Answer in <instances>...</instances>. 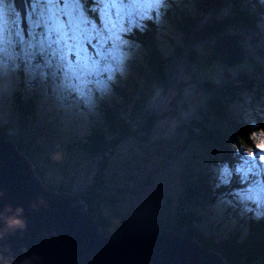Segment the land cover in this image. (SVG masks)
I'll list each match as a JSON object with an SVG mask.
<instances>
[{
  "label": "trees",
  "instance_id": "16d2710c",
  "mask_svg": "<svg viewBox=\"0 0 264 264\" xmlns=\"http://www.w3.org/2000/svg\"><path fill=\"white\" fill-rule=\"evenodd\" d=\"M232 33L252 38L249 48L254 49L262 75L253 78L241 71L226 80L218 72L210 83L204 82L194 67L201 48L213 36ZM129 39L140 47L127 63V75L117 77L110 98L98 99L92 111H69L50 102L46 87L29 90L21 80L13 95L0 97L4 106L0 133L31 164L41 186L77 197L103 234L115 236L128 226L154 225L216 252L226 264H264V220L241 219L231 209L221 210L211 186V165L217 158H230L233 141L253 143L248 134L255 129L232 107L243 95H251L254 102L264 96V4L260 0L170 2L159 26L149 24L143 34L136 32ZM186 86L198 102L194 116L180 128L190 141L182 146L169 139L160 152L192 154H186L190 161L184 164L175 212L167 208L162 217L160 208L140 206V195L153 174L166 165L155 149L157 124L165 116L156 115L151 105L156 95L172 94L174 102L181 101ZM252 109L258 127H264V110L259 116ZM191 142L194 145L185 149ZM122 147L143 152L122 161ZM198 150L205 154L204 164L194 163ZM57 153L60 158L53 159ZM70 162L74 164L67 167ZM57 163L65 164L57 167L64 181L52 184L44 178V165ZM81 164L95 166L84 191L67 182L78 176ZM133 200L132 208L121 205Z\"/></svg>",
  "mask_w": 264,
  "mask_h": 264
},
{
  "label": "clouds",
  "instance_id": "9594fccd",
  "mask_svg": "<svg viewBox=\"0 0 264 264\" xmlns=\"http://www.w3.org/2000/svg\"><path fill=\"white\" fill-rule=\"evenodd\" d=\"M264 4V0H260ZM169 0H0V97L24 87L47 88L61 108L92 111L123 77L139 44L129 39L159 26ZM247 143L236 139L229 159L211 165L217 207L264 220V127L250 125ZM59 153L53 159H59ZM3 194L0 193V196ZM23 209L0 211V238L23 230ZM39 257H24L34 264ZM0 264L9 261L0 257Z\"/></svg>",
  "mask_w": 264,
  "mask_h": 264
},
{
  "label": "water",
  "instance_id": "95a60500",
  "mask_svg": "<svg viewBox=\"0 0 264 264\" xmlns=\"http://www.w3.org/2000/svg\"><path fill=\"white\" fill-rule=\"evenodd\" d=\"M248 46L241 34L213 36L201 48L195 70L206 83L218 72L226 80L241 71L261 76L263 68ZM0 193V211L20 207L25 223L22 231H6L0 238V257L9 264L32 255L39 257L34 264H226L216 252L154 225L103 234L77 197L41 186L31 164L1 133Z\"/></svg>",
  "mask_w": 264,
  "mask_h": 264
},
{
  "label": "rangeland",
  "instance_id": "374dc122",
  "mask_svg": "<svg viewBox=\"0 0 264 264\" xmlns=\"http://www.w3.org/2000/svg\"><path fill=\"white\" fill-rule=\"evenodd\" d=\"M177 1L180 2V0H176V2ZM137 53L138 51H134L132 56H134V54ZM128 69L129 66L127 64L124 77L127 75ZM22 85L24 86V84ZM41 87L43 88V86ZM16 89H19L18 84L16 86ZM111 96L112 93L105 97L108 99ZM172 98H173L172 94H168L165 96L156 95L152 100L151 106L155 111V114L158 116H165V118L157 124L156 136H155L156 137L155 149L158 155L162 157V159H164L163 162L166 163V165H164V169L160 168V170L157 173L153 174L151 178L152 181L148 185V188L145 189L146 191L140 195V199L142 203L140 206L141 207L145 206L146 209H151L152 207L155 209L160 208L161 209L160 213L162 217H164L167 208H170V210L167 211L175 212V209L177 207V200L181 191L180 190L181 184L183 183L181 176H182L183 168H185L184 164L190 161L187 160L186 154H192V153H190V151H187L186 154L185 153L183 154L179 150V151H174L172 153L164 154L163 152L160 151L166 148L164 143H168L169 139H174L178 143H181L180 145L182 146L184 144H188V141H190V137H187L186 132L182 131L180 128L183 127V123H186V121L189 120L190 117L194 116L195 108L197 107V106L195 107V105L198 104L197 101H194V99L197 98V96L194 94V91L189 86L184 87L183 97L181 101L174 102ZM241 98L242 99L238 101L239 103H235L234 106L232 107L233 111H235L236 114L241 113L243 115V118L249 121V125H252V123L255 122L256 126L258 127L256 118L255 116H253L252 107L255 108L254 111L258 110L259 116H261L263 114L262 110H264V96L262 97L261 102H254L252 100L251 95H243ZM52 101L53 98L51 96L50 102ZM0 107H4L2 105V102H0ZM65 109L71 111V108H65ZM173 113L174 114L176 113V115L174 116V118H171L170 116L173 115ZM80 119H83V117L81 116ZM191 143L192 144L187 146L185 149L194 145L193 142ZM142 152L143 149H139L136 147H131V148L122 147L121 148L122 161H127L128 159H131L130 156L134 153L137 156H139L140 154H142ZM198 154H200V156L197 158L194 157V163L204 164L206 160L201 159V157L205 155L204 152L201 153L198 150ZM209 156H211V153L209 154ZM168 157H171L172 159L167 161ZM73 164H74L73 162H70V164H68L67 167H69L70 165L72 166ZM55 165L56 167L53 166L52 164L49 165L52 166L50 168H48L49 166L44 165V171L46 172L42 171L44 173L45 180L52 184L53 183L55 184L56 181L58 180L64 181V178L59 176V168L57 167L58 166L64 167L65 164L61 165L57 163ZM94 167L81 164V166L79 167L80 173H78V176L73 178V180H67V182H71V184H73L74 190L80 189L84 191L86 186L91 182L90 180L92 179L94 173ZM190 167H192V165H190ZM134 201L136 200H133L132 202L131 201L124 202V204L121 205L132 208L131 205Z\"/></svg>",
  "mask_w": 264,
  "mask_h": 264
},
{
  "label": "bare ground",
  "instance_id": "6f19581e",
  "mask_svg": "<svg viewBox=\"0 0 264 264\" xmlns=\"http://www.w3.org/2000/svg\"><path fill=\"white\" fill-rule=\"evenodd\" d=\"M246 40H247V38H246ZM99 145V144H98ZM103 145V144H102Z\"/></svg>",
  "mask_w": 264,
  "mask_h": 264
}]
</instances>
